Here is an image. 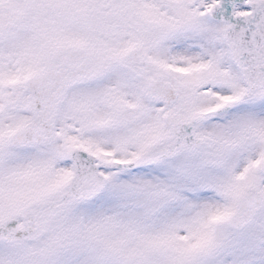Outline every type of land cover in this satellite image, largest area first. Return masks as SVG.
<instances>
[{"label": "snow or ice", "instance_id": "snow-or-ice-1", "mask_svg": "<svg viewBox=\"0 0 264 264\" xmlns=\"http://www.w3.org/2000/svg\"><path fill=\"white\" fill-rule=\"evenodd\" d=\"M0 264H264V0H0Z\"/></svg>", "mask_w": 264, "mask_h": 264}]
</instances>
